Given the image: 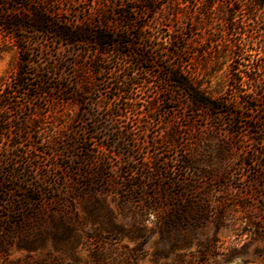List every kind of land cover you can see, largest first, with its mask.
<instances>
[{
	"label": "rangeland",
	"instance_id": "1",
	"mask_svg": "<svg viewBox=\"0 0 264 264\" xmlns=\"http://www.w3.org/2000/svg\"><path fill=\"white\" fill-rule=\"evenodd\" d=\"M229 3L0 0V25L33 9L131 43L0 30V264H264V16L232 26ZM175 65L228 112L166 85Z\"/></svg>",
	"mask_w": 264,
	"mask_h": 264
},
{
	"label": "trees",
	"instance_id": "2",
	"mask_svg": "<svg viewBox=\"0 0 264 264\" xmlns=\"http://www.w3.org/2000/svg\"><path fill=\"white\" fill-rule=\"evenodd\" d=\"M234 3H239V6L236 7ZM229 4L233 5L231 8V14L229 15V13L227 14L226 11H223L222 14H224V16L222 17L227 24H231L232 26H234V19L236 15L242 16L241 19L243 23H246V20L249 15H255L258 11H260V13L264 16V0H230ZM29 11L30 15H22L20 17L12 18L10 20H4V22L0 25V30L9 33L12 36H16V31L24 30L30 24L29 21H31V25L37 30H52V33H54L59 39H61L62 42L67 46H82L94 44L96 51L103 54V49L106 46L117 47L122 45H131L129 41L122 40L125 38L124 34L115 36L120 38L116 39L113 38L112 35H105L103 33V30L94 31L81 28H72L70 26H59L57 24L53 25L52 22L39 11L33 9H30ZM258 22L264 23V18H260L255 23L259 24ZM133 29H135L134 26ZM232 30L236 29L233 27L231 31ZM135 37L139 38L140 35H135ZM237 46L238 44H233V47ZM139 55L140 53L136 54V56ZM140 57V59L145 57L147 61H149V58L148 56H146V54H142V56ZM250 65L251 64H246L244 66L247 67ZM251 68L257 71V76L254 79L256 85H264V76L262 72H260L258 66H254ZM233 71H237V74H240L241 72L238 67L235 68V70ZM27 75L28 72H26L24 67H21L14 75L13 80L18 89L25 88L26 91L23 93L25 96H27L28 98H32L34 96L31 95L28 92V89L26 88L27 86L25 80ZM128 79L132 80L133 78L131 75H129L126 80ZM237 82L239 83V85H243L245 83L242 81V77L240 79H237ZM164 83H166V85H171L177 88L179 92H181V94L188 99L190 105L195 108L196 111L203 112L211 118L219 119L221 115L228 112V110H224L226 106L224 105V102L222 100L212 99L210 96L202 92L196 86L191 74L182 71V69L178 65H175L172 69L167 72ZM11 94L12 93H9V95ZM44 94H47V92H45ZM253 94L254 93L252 92L249 94V96L252 97Z\"/></svg>",
	"mask_w": 264,
	"mask_h": 264
}]
</instances>
